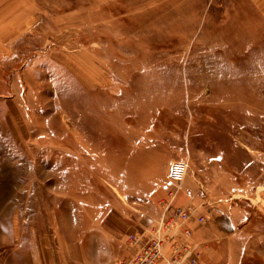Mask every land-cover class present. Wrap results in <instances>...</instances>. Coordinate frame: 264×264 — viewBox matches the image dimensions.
I'll list each match as a JSON object with an SVG mask.
<instances>
[{
    "label": "rangeland",
    "instance_id": "1",
    "mask_svg": "<svg viewBox=\"0 0 264 264\" xmlns=\"http://www.w3.org/2000/svg\"><path fill=\"white\" fill-rule=\"evenodd\" d=\"M33 1L0 35V264L54 230L97 263L100 229L113 264L173 160L202 264H264V0Z\"/></svg>",
    "mask_w": 264,
    "mask_h": 264
},
{
    "label": "built area",
    "instance_id": "2",
    "mask_svg": "<svg viewBox=\"0 0 264 264\" xmlns=\"http://www.w3.org/2000/svg\"><path fill=\"white\" fill-rule=\"evenodd\" d=\"M188 163L173 160L169 166L170 182L178 187L158 199V209L143 231L128 235L129 256L117 257L113 264H200L204 255L203 243L194 238L190 221L202 222L203 215L192 203L176 204L175 198L185 178Z\"/></svg>",
    "mask_w": 264,
    "mask_h": 264
},
{
    "label": "crops",
    "instance_id": "3",
    "mask_svg": "<svg viewBox=\"0 0 264 264\" xmlns=\"http://www.w3.org/2000/svg\"><path fill=\"white\" fill-rule=\"evenodd\" d=\"M33 5V0H0V35H18L20 37L28 31H32L39 20L32 11ZM195 224L200 223L193 220L190 221L194 238L197 240ZM137 231H132L131 233ZM99 234L100 239L97 240L96 247L98 250L97 257L99 258L97 263L94 260L92 261L88 255V250H91L93 246L90 243L92 240L87 238L86 234L76 238L74 234L64 235L54 230L50 234L43 233L34 236L31 240L28 258L24 260L23 264H105L108 256L101 255L100 250L106 247L108 233L106 229H100ZM18 238H21L20 235L16 237V240ZM20 241L19 239V243ZM16 247L20 248V244ZM131 254L132 249L127 245L126 240L122 256ZM115 257L121 256L115 254ZM204 258L205 256L200 264L203 263Z\"/></svg>",
    "mask_w": 264,
    "mask_h": 264
},
{
    "label": "bare ground",
    "instance_id": "4",
    "mask_svg": "<svg viewBox=\"0 0 264 264\" xmlns=\"http://www.w3.org/2000/svg\"><path fill=\"white\" fill-rule=\"evenodd\" d=\"M176 199V198H175ZM177 204V203H176Z\"/></svg>",
    "mask_w": 264,
    "mask_h": 264
}]
</instances>
